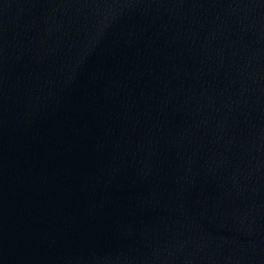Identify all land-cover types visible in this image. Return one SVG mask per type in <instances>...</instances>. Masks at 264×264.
<instances>
[{
  "label": "water",
  "instance_id": "95a60500",
  "mask_svg": "<svg viewBox=\"0 0 264 264\" xmlns=\"http://www.w3.org/2000/svg\"><path fill=\"white\" fill-rule=\"evenodd\" d=\"M0 264H264V0H0Z\"/></svg>",
  "mask_w": 264,
  "mask_h": 264
}]
</instances>
